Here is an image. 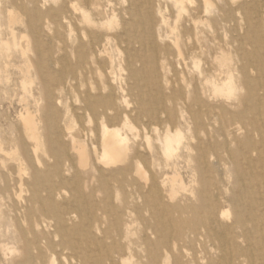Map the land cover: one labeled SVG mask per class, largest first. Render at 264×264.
<instances>
[{"label": "bare ground", "instance_id": "6f19581e", "mask_svg": "<svg viewBox=\"0 0 264 264\" xmlns=\"http://www.w3.org/2000/svg\"><path fill=\"white\" fill-rule=\"evenodd\" d=\"M213 1L0 0V80L28 34L42 77L0 114V264H264V54L204 35L233 18H207ZM68 80L88 84L76 117L93 129L72 132Z\"/></svg>", "mask_w": 264, "mask_h": 264}, {"label": "rangeland", "instance_id": "374dc122", "mask_svg": "<svg viewBox=\"0 0 264 264\" xmlns=\"http://www.w3.org/2000/svg\"><path fill=\"white\" fill-rule=\"evenodd\" d=\"M61 0H47L45 9L54 7L58 5V2ZM114 3L118 5V7L126 6V0H114ZM2 4L0 3V8ZM187 11L183 13L181 17V24H185V21L189 17V11L191 12V8L189 5H185ZM264 11V1L256 2L254 0H227L225 1H213V5L210 10L207 12V18L216 19L219 15H224V13H228V11L233 12V18L222 17V20L218 26L205 27L203 30L205 32L204 35L217 37L219 40L218 44L229 47L232 52H236V50H246L250 52H258L264 54V49H259L255 40L251 37V27L257 24L258 14L257 11ZM205 11V9H204ZM224 12V13H223ZM167 25L165 29H163V33L171 36L170 27L174 26L176 23L177 12L171 8L165 7L164 11ZM24 20V19H23ZM120 23V19L118 21L111 23V26L114 28L118 27ZM80 31L75 30V34L77 35ZM264 35V33L262 32ZM4 38L10 44H13V40L7 36V33H4ZM183 49H187V42H185V38L183 39ZM21 50L25 49V54L19 56H13L8 66L3 73L2 79L0 80V114L7 113L13 117L17 115V111L20 110L21 101L26 95L25 88L23 84L26 82V87L32 94L38 96L39 88H40V79L42 78L39 73V58L37 54V40L28 34V37L25 40L21 41ZM12 49V47H10ZM2 53H6V48L1 51ZM10 52V51H9ZM44 55H46L45 51H42ZM63 54L58 51L54 54V57L59 58ZM118 58L121 61V65L117 62L115 67V75L122 79L123 82H126L128 73L126 71V65L128 60L127 52L119 54ZM72 64H76V59H72ZM62 65H55L54 69L51 71L52 76H55V80H45L44 86H50V89L55 90L59 87V85L66 80L59 79L60 72L62 71ZM125 69V70H124ZM48 69L44 67V72ZM194 72L193 68H189L188 71L181 78L186 82L190 80V76ZM44 74V75H45ZM254 75L259 76V74L254 73ZM9 78L10 81L6 82L5 78ZM176 78H174L175 80ZM68 90L61 91L60 93L55 92L57 97L61 100L63 105L69 110V113L74 116L72 126V132H77L79 128L84 125L87 128L93 129L95 127L94 123L88 124L87 121H80L78 116L80 113L77 111V108L80 105V97L82 94L88 89L87 83L78 84V82H70L68 80ZM242 94L245 95V91H242ZM126 101L129 106L134 105L133 98L127 97Z\"/></svg>", "mask_w": 264, "mask_h": 264}]
</instances>
